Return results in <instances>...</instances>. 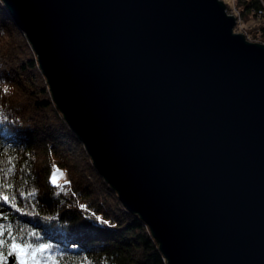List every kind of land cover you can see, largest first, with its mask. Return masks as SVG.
<instances>
[{
  "label": "water",
  "instance_id": "95a60500",
  "mask_svg": "<svg viewBox=\"0 0 264 264\" xmlns=\"http://www.w3.org/2000/svg\"><path fill=\"white\" fill-rule=\"evenodd\" d=\"M0 1L166 264H264V44L225 3Z\"/></svg>",
  "mask_w": 264,
  "mask_h": 264
},
{
  "label": "trees",
  "instance_id": "16d2710c",
  "mask_svg": "<svg viewBox=\"0 0 264 264\" xmlns=\"http://www.w3.org/2000/svg\"><path fill=\"white\" fill-rule=\"evenodd\" d=\"M237 6L258 20L248 33L264 39V0ZM59 172L69 183L52 182ZM0 233L5 251L11 242L48 245L42 264L49 256L56 264H166L146 224L92 166L1 1Z\"/></svg>",
  "mask_w": 264,
  "mask_h": 264
},
{
  "label": "snow or ice",
  "instance_id": "6c2138e0",
  "mask_svg": "<svg viewBox=\"0 0 264 264\" xmlns=\"http://www.w3.org/2000/svg\"><path fill=\"white\" fill-rule=\"evenodd\" d=\"M7 91V89H5ZM57 171H59L57 169ZM57 176L53 174L52 182L55 183ZM4 200L7 201L8 197H4ZM99 219V218H98ZM3 233H0L2 236ZM6 241L0 239V264H4V261L7 258H10L9 264H42V253H44L49 246L45 244H40L38 246H33L27 242H11L7 247V250H3ZM51 264H56V261L51 257H47Z\"/></svg>",
  "mask_w": 264,
  "mask_h": 264
},
{
  "label": "rangeland",
  "instance_id": "374dc122",
  "mask_svg": "<svg viewBox=\"0 0 264 264\" xmlns=\"http://www.w3.org/2000/svg\"><path fill=\"white\" fill-rule=\"evenodd\" d=\"M226 5V12L228 14L233 15L235 18H239L235 24L234 32L236 33H242L245 38L252 42H258L264 44V39H262L260 36H253L252 34H249L248 31L250 30L251 26L258 22V20L250 15L248 18L244 17L239 13V7L237 6V0H221ZM12 20V19H11ZM13 21V20H12ZM14 23V22H13ZM52 100V99H51ZM53 102V101H52ZM57 176L56 182L63 183L65 182V178L62 175L61 172L55 174ZM108 185V184H107Z\"/></svg>",
  "mask_w": 264,
  "mask_h": 264
},
{
  "label": "built area",
  "instance_id": "2783aa9c",
  "mask_svg": "<svg viewBox=\"0 0 264 264\" xmlns=\"http://www.w3.org/2000/svg\"><path fill=\"white\" fill-rule=\"evenodd\" d=\"M236 19V22H237V20L239 19V18H235Z\"/></svg>",
  "mask_w": 264,
  "mask_h": 264
},
{
  "label": "bare ground",
  "instance_id": "6f19581e",
  "mask_svg": "<svg viewBox=\"0 0 264 264\" xmlns=\"http://www.w3.org/2000/svg\"><path fill=\"white\" fill-rule=\"evenodd\" d=\"M67 183H69L68 181H66ZM166 261V260H165Z\"/></svg>",
  "mask_w": 264,
  "mask_h": 264
}]
</instances>
